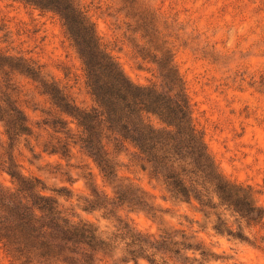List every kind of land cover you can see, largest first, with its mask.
Listing matches in <instances>:
<instances>
[{
  "label": "rangeland",
  "instance_id": "rangeland-1",
  "mask_svg": "<svg viewBox=\"0 0 264 264\" xmlns=\"http://www.w3.org/2000/svg\"><path fill=\"white\" fill-rule=\"evenodd\" d=\"M143 1L166 22L161 27L173 41L174 61L185 82L193 121L220 171L231 180L252 186L264 208V0ZM82 2L125 76L136 84L159 81L152 47L145 45L139 33H125L127 20L117 13L119 1ZM0 28V48L32 58L48 78L66 85L78 104H91L84 65L57 14L41 11L21 0H0ZM16 77L23 91L21 105L30 128L13 144L8 143L4 127L0 131L1 185L16 187L3 169L13 161L23 175L26 172V177L38 178L46 194L51 193L56 199L76 197L87 208L84 211L92 214L103 209L100 205H106L108 197L113 198V184L127 177L148 193L149 203L157 208L155 218L131 204L134 201L115 206L112 212L108 206L103 209L105 218H127L137 228L151 233H156L159 227L182 226L197 230V236L210 249L215 246L208 224L193 204L162 200L160 181L149 179L130 145L116 154L120 179L104 176L79 144H67L72 135L64 134L62 126L45 123L60 115L48 97L38 92L30 79L20 74ZM69 125L74 131V123ZM105 147L112 151L107 140ZM121 157H127L129 163L122 164ZM73 170L79 172L78 178L71 175ZM48 177L64 186L50 188L45 182ZM78 179L85 181L83 189L74 187ZM83 191L92 199L83 196ZM181 206H186L184 212H179ZM178 213L175 225L164 219L177 217ZM192 220L198 222L190 227ZM236 246L240 251L234 264H264V249L239 243ZM0 264H13L1 247Z\"/></svg>",
  "mask_w": 264,
  "mask_h": 264
},
{
  "label": "trees",
  "instance_id": "trees-1",
  "mask_svg": "<svg viewBox=\"0 0 264 264\" xmlns=\"http://www.w3.org/2000/svg\"><path fill=\"white\" fill-rule=\"evenodd\" d=\"M21 1L59 16L84 65L85 84L92 102L89 106L78 104L67 86L48 78L32 58L0 48V122L8 143L13 144L30 128L21 105L23 91L16 77L20 74L34 82L38 92L46 95L58 110L60 115H54L45 123L52 127L62 126L64 134L72 135L67 144H79L104 176L120 179L116 154L130 145L149 179L160 181L164 202L193 204L207 224L212 216L216 217L217 223L213 225L216 235L228 232L234 243L238 240L244 245L264 249V208L258 202L255 189L227 178L208 150L202 132L192 118L185 82L174 61L173 41L161 27L166 22L161 21L143 0H118L121 7L117 13L127 20L125 33H139L140 38L145 39V45L152 47L151 54L156 59L157 78L161 71L167 72L177 90L176 102L171 106L155 94L160 81L136 84L125 76L99 37L82 0ZM165 107L166 111L163 110ZM71 122L75 125L74 131L69 125ZM173 124L177 126L175 134L167 130ZM106 140L112 146L111 152L105 147ZM174 145V152L180 156L173 155ZM161 148L172 156L173 161L185 158L183 149L193 163L187 168L173 166L171 162L165 166L156 154ZM161 168L166 170L161 171ZM3 169L16 183L15 188L0 184V247L13 264H111L109 248L95 239L94 225L84 223L75 229L60 227L54 218L60 215L56 211L58 201L43 191L41 181L24 176L13 161ZM123 179L113 184V198L108 197L106 205L100 207L106 209L110 206L109 212H112L113 207L134 201L131 204L138 205L154 219L157 208L149 203L148 193L129 178ZM214 196L218 198L216 204L213 203ZM236 213L244 218L251 239L243 235V230L232 232L226 224L224 218ZM116 220L137 243L155 248L161 264H202L182 257V248L199 252L203 261L217 258L197 236V230L167 226L151 233L137 228L127 218L118 216ZM197 222L189 221L190 227ZM174 235H180L182 241L175 242ZM191 240L197 242L193 244ZM74 253L80 256L79 261L73 258ZM132 255H144L143 249ZM144 258L148 264H156L152 256Z\"/></svg>",
  "mask_w": 264,
  "mask_h": 264
},
{
  "label": "clouds",
  "instance_id": "clouds-1",
  "mask_svg": "<svg viewBox=\"0 0 264 264\" xmlns=\"http://www.w3.org/2000/svg\"><path fill=\"white\" fill-rule=\"evenodd\" d=\"M159 86L154 90L155 94L159 97H162L164 100L168 102V106H171L176 102V98L178 96L177 90L172 86V82L167 72L161 71L159 76ZM163 110H167L165 107ZM176 124H173L167 130L168 132H172L175 134ZM3 130L2 124H0V131ZM175 145L173 146V155L180 156L181 154H177L174 152ZM156 146L153 148L155 151ZM184 152V159L181 158L173 161L172 156L166 154V150L161 148L159 152L156 154L160 156L165 166H168L171 162L173 166L175 165H183L184 168H187L191 163H193L191 156L187 155V152L182 149ZM120 161L122 164L127 165L129 160L127 157H121ZM75 163V162H74ZM166 168H161V171H165ZM25 176L28 174L25 172ZM73 178L79 177V172L77 170H73L71 172ZM49 187L60 188L64 185L57 179L52 177H48L45 181ZM85 181L83 179H78L77 184L74 186L76 189H83ZM51 194V193H49ZM83 196L92 199L87 191H83ZM57 206L56 211L60 213L59 216L54 217L57 223L62 228H72L82 226L84 223H90L95 226L94 236L98 243L101 245H106L109 248V254L111 258V264H148V260L145 259V256H152L156 261V264H161L160 256L156 253V249L151 247L148 244H139L137 243L132 236L125 233L122 226L117 222L114 218H105L103 214V209L97 210L92 214L87 213L83 210V202L78 201L76 197H73L71 200H66L64 197L57 198ZM159 203V201H158ZM213 203H218V198L213 197ZM186 206H181L179 212H184ZM179 217V213L177 217L165 216L164 219L168 221L170 224L175 225L177 223V219ZM226 224L231 228L232 232H236L238 230H243V235L247 236L251 239V234L245 227L244 218L236 213L234 216L229 215L225 218ZM217 223L216 217L212 216L211 220L207 225V230L209 233H212V243L215 245L212 247L211 251L215 253L217 258H210L207 261H203L201 254L192 249H181L182 257H187L189 259H195L197 261H201L202 264H234L236 257L239 255V249L236 244L241 243L237 240L236 243H233V237H230L228 232H225L222 236H218L215 234L213 230V225ZM42 228L43 225H40ZM172 239L175 242H181L182 237L180 235H174ZM196 240H191L190 243L195 244ZM141 249H143L144 255H136L133 256L132 253H140ZM73 258L77 261L80 260V256L78 254H73Z\"/></svg>",
  "mask_w": 264,
  "mask_h": 264
}]
</instances>
